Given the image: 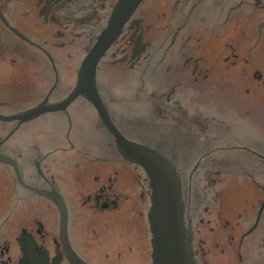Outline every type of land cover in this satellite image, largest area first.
Returning <instances> with one entry per match:
<instances>
[{
    "label": "flooded vegetation",
    "instance_id": "flooded-vegetation-1",
    "mask_svg": "<svg viewBox=\"0 0 264 264\" xmlns=\"http://www.w3.org/2000/svg\"><path fill=\"white\" fill-rule=\"evenodd\" d=\"M119 2L0 0V63L14 76L18 70L28 87L15 90V99L34 97L21 110L0 115L14 116L46 101L48 105L64 101ZM155 60L171 86L163 115L170 118L173 128L183 130L186 124L197 122L185 119L186 111L172 104V96L192 87L209 91L217 75L239 78L242 96L263 98L264 0H144L138 6L100 60L96 79L114 124L127 139L145 145L124 129L132 111L126 104L111 105L115 94L101 83L112 75V66L120 71H116L118 84H126L133 81L132 70L137 66L146 70ZM40 63L51 66L55 74L47 86L28 76L29 66ZM74 63L79 64L76 83L66 90L60 82L61 69ZM84 103L93 108L116 148L95 107L83 97L64 111L34 119L59 114L67 129L58 136L55 132L42 136L37 130L41 138L28 148L19 140L26 123L0 120V264H152L150 179L117 148L103 152L98 145L101 153L85 145L82 133L73 130L74 125L81 128ZM6 106L10 101L0 100V108ZM210 137L209 151L201 150L190 171L188 197H182V220L193 264H264V151L250 150L238 141L240 136ZM206 144L195 143L193 148ZM228 146L256 167L237 173L233 179L240 176L242 182L221 190L220 181L228 176L221 169V152ZM207 158H212L204 174L209 184L194 182ZM58 197L64 204V219Z\"/></svg>",
    "mask_w": 264,
    "mask_h": 264
},
{
    "label": "rangeland",
    "instance_id": "rangeland-1",
    "mask_svg": "<svg viewBox=\"0 0 264 264\" xmlns=\"http://www.w3.org/2000/svg\"><path fill=\"white\" fill-rule=\"evenodd\" d=\"M109 71L112 75L107 77V80L102 79L101 85L110 88V94H115L112 97L114 103H111V105L119 108L117 107L118 104H121L120 106L126 104L125 108L132 111L131 122L127 123L124 129L131 137L137 138L156 149H161L162 153L171 156L173 163L181 168L178 172L184 183L185 199H187L189 192L190 171L197 163L200 155L203 154L201 150H206L212 145L208 144L209 141H212L210 136L214 138L228 135L240 136V139L237 140L243 145H247L250 150L264 151V97L246 98L242 96L241 87L243 85L239 87V78H233L232 76L228 80L223 75L221 77L217 75L208 86L209 91L204 92L201 87L195 90L192 87L190 90L183 89L172 96V104L179 105L181 109L186 111L185 119L189 122H197L194 125L186 124L182 130L180 126L173 128L172 122L168 120L170 118L163 115L168 103L166 100L167 89L171 86L166 84L169 79L161 72L162 65L158 60H155L146 70L144 67L137 66L136 69L132 70L133 76L131 79L133 81L126 84H118L116 79L118 77L117 73H120L118 68L112 66ZM228 81L230 82V91L225 87H228ZM256 87L260 90L259 85ZM254 92L258 93L259 91L255 90ZM128 104H130L129 107H127ZM83 107L85 113L83 119L79 122L81 128L74 125L73 130L82 133L85 145L92 147L95 151L101 152L99 146H102L103 152L116 151L108 133L96 120L97 115L93 108L85 103ZM196 115H200V118H197ZM66 129L67 124L60 119L59 114H50L37 121L27 122L22 133L19 134V140L23 143V146L28 148L34 140L40 137L36 133L37 130L41 131L42 136L50 135L53 132L58 136ZM171 130L173 134H171ZM205 142H207L205 148H193L195 143L203 146ZM26 148L24 147V150H27ZM222 148L221 156L224 159L221 163V169L223 173L231 178L228 180L227 176L220 181L218 188L224 190L229 185L242 182L240 176L233 179L237 173L240 175L243 171L256 166L244 162L242 158L246 155L237 152V149L230 148V146ZM163 150L167 152L165 153ZM210 162H212V158L204 160L202 169L193 177L194 182L202 181L203 184H209L204 181V174L207 170H210ZM252 162L257 165V161ZM64 171L65 169L63 173ZM60 175L62 179L60 182L62 184L61 188L64 189L65 183L62 172H60Z\"/></svg>",
    "mask_w": 264,
    "mask_h": 264
},
{
    "label": "water",
    "instance_id": "water-1",
    "mask_svg": "<svg viewBox=\"0 0 264 264\" xmlns=\"http://www.w3.org/2000/svg\"><path fill=\"white\" fill-rule=\"evenodd\" d=\"M144 0H120L107 29L102 33L89 55L83 61L78 75L77 84L72 93L62 102L48 105L47 101L36 108L14 116H2L19 111L23 106L34 100V97L24 95L23 100H16L15 90H26L22 84L20 72L10 74L4 63H0V100H9L10 106L0 108V120L14 121L19 124L30 122L43 114L64 111L77 98L87 99L97 110L104 126L115 138L119 153L128 161L140 166L147 174L152 188V234L153 254L152 264H193L190 241L183 226V207L181 182L174 164L158 151L145 145L128 140L116 127L100 96L97 87V67L108 48L122 33L123 27ZM3 65V66H2ZM79 64H71L68 69H61V85L66 90L75 85ZM7 69V70H6ZM28 76L37 81L53 83L55 74L51 66L40 63L28 68ZM65 72V74H64ZM16 77H19L17 79ZM27 80V77L24 78ZM31 80V79H30ZM25 83V81H24ZM42 84V83H41ZM38 85V84H35ZM34 85V86H35ZM39 86V85H38ZM45 86V87H46ZM18 179L24 183L17 170ZM64 219L65 208L62 200L55 198Z\"/></svg>",
    "mask_w": 264,
    "mask_h": 264
},
{
    "label": "bare ground",
    "instance_id": "bare-ground-1",
    "mask_svg": "<svg viewBox=\"0 0 264 264\" xmlns=\"http://www.w3.org/2000/svg\"><path fill=\"white\" fill-rule=\"evenodd\" d=\"M149 148H151V149H153V150H156V148H153V147H149ZM161 154H162V156H164L165 158H167L168 160H170V161L172 162V164H173V159H172L171 157L167 156L166 154H164V153H162V152H161ZM174 167H175V169H176V171H177V165H176V164H174ZM180 182H181V177H180ZM181 190H182V197H184V193H183V185H182V184H181Z\"/></svg>",
    "mask_w": 264,
    "mask_h": 264
},
{
    "label": "crops",
    "instance_id": "crops-1",
    "mask_svg": "<svg viewBox=\"0 0 264 264\" xmlns=\"http://www.w3.org/2000/svg\"><path fill=\"white\" fill-rule=\"evenodd\" d=\"M74 141H75V143H77V144L80 143L79 139H77V138H75ZM80 144H81V143H80ZM79 146H81V145H79Z\"/></svg>",
    "mask_w": 264,
    "mask_h": 264
}]
</instances>
